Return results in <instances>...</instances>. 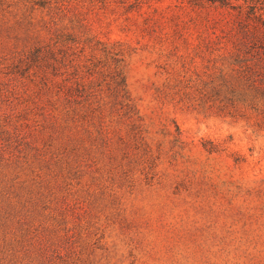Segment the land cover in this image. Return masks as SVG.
Here are the masks:
<instances>
[{
    "label": "trees",
    "instance_id": "trees-1",
    "mask_svg": "<svg viewBox=\"0 0 264 264\" xmlns=\"http://www.w3.org/2000/svg\"><path fill=\"white\" fill-rule=\"evenodd\" d=\"M105 17L126 38L97 32ZM132 37L169 77L196 63L220 111H254L264 130V0H0V264H63L83 219L114 201L130 145L151 153Z\"/></svg>",
    "mask_w": 264,
    "mask_h": 264
},
{
    "label": "rangeland",
    "instance_id": "rangeland-1",
    "mask_svg": "<svg viewBox=\"0 0 264 264\" xmlns=\"http://www.w3.org/2000/svg\"><path fill=\"white\" fill-rule=\"evenodd\" d=\"M95 29L126 38L106 17ZM187 35L196 44L197 31ZM132 41L138 49L128 82L151 153L130 145L114 201L107 199L98 217L83 219L63 264H264V130L256 127L258 116L220 111L201 92L196 63L169 77L164 53ZM182 52L196 53V46ZM199 72L205 79L210 71ZM213 145L218 151L208 150Z\"/></svg>",
    "mask_w": 264,
    "mask_h": 264
}]
</instances>
